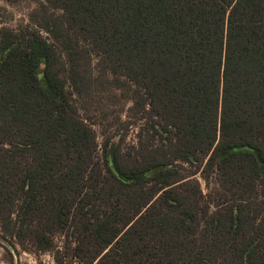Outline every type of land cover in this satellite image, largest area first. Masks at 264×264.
Returning <instances> with one entry per match:
<instances>
[{"label": "trees", "instance_id": "obj_1", "mask_svg": "<svg viewBox=\"0 0 264 264\" xmlns=\"http://www.w3.org/2000/svg\"><path fill=\"white\" fill-rule=\"evenodd\" d=\"M46 2L39 24L52 42L37 30L0 31L7 233L42 250H54L62 234L83 264H200L213 253H226L224 264H264V223L254 218L247 228L242 205L208 215L182 165L206 160L204 171L218 172L223 187L246 177L264 184V0ZM80 38L135 81L136 108L147 102L144 90L166 122L161 147L143 145L131 161L119 146L98 155L71 101L92 88ZM200 235L214 238L199 247Z\"/></svg>", "mask_w": 264, "mask_h": 264}, {"label": "rangeland", "instance_id": "obj_2", "mask_svg": "<svg viewBox=\"0 0 264 264\" xmlns=\"http://www.w3.org/2000/svg\"><path fill=\"white\" fill-rule=\"evenodd\" d=\"M43 4H47L46 0H0V31L2 28L15 32L25 29L37 30L52 42L51 35L39 24L44 14ZM50 12L58 16L63 15L62 9L59 8H51ZM79 44L85 50L82 69L91 76L92 88L83 95L74 93L71 101L79 117L92 129L98 155L102 156L106 146L110 152L119 146L123 155L131 161L143 152V145L150 149L161 147L167 137V132L163 130L166 122L151 111L144 90H141V94L147 102L145 106L136 108L135 90L138 86L135 81L123 72L115 70L111 58L90 41L80 38ZM57 52L68 67L66 51L57 45ZM60 74L67 89H71L67 69L60 66ZM155 123H161L163 126L157 125L154 128ZM205 163L206 160L202 159L194 161L193 164H182L183 173L201 187V209L205 211L207 208L208 215H211L219 209H236L242 205L247 228L251 227L254 218L257 219L256 224L264 223V184L246 177L242 182H238L239 179L230 180L223 187L218 172L204 171ZM191 171L196 174L192 175ZM201 215L200 230L203 233L208 227V216H205L204 212ZM6 229L7 224L0 222V264H83L71 256L62 234L55 236L54 250H42L30 238L18 240L11 237ZM247 235L251 238L255 232L249 231ZM213 238V235L209 238L200 235L198 246H206ZM214 254H208V258H203L199 263L224 264L229 260L226 253L224 256ZM94 264L100 263L96 261Z\"/></svg>", "mask_w": 264, "mask_h": 264}, {"label": "water", "instance_id": "obj_3", "mask_svg": "<svg viewBox=\"0 0 264 264\" xmlns=\"http://www.w3.org/2000/svg\"><path fill=\"white\" fill-rule=\"evenodd\" d=\"M41 77L43 76V74L40 75Z\"/></svg>", "mask_w": 264, "mask_h": 264}]
</instances>
